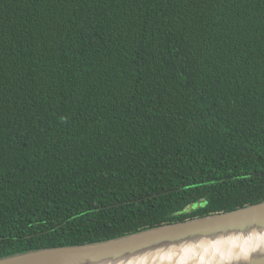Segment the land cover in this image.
Listing matches in <instances>:
<instances>
[{"label":"trees","instance_id":"16d2710c","mask_svg":"<svg viewBox=\"0 0 264 264\" xmlns=\"http://www.w3.org/2000/svg\"><path fill=\"white\" fill-rule=\"evenodd\" d=\"M261 201L264 0H0V258Z\"/></svg>","mask_w":264,"mask_h":264},{"label":"water","instance_id":"95a60500","mask_svg":"<svg viewBox=\"0 0 264 264\" xmlns=\"http://www.w3.org/2000/svg\"><path fill=\"white\" fill-rule=\"evenodd\" d=\"M237 238L239 246L223 244ZM188 257L192 264H264V201L116 238L33 249L0 264H186Z\"/></svg>","mask_w":264,"mask_h":264},{"label":"bare ground","instance_id":"6f19581e","mask_svg":"<svg viewBox=\"0 0 264 264\" xmlns=\"http://www.w3.org/2000/svg\"><path fill=\"white\" fill-rule=\"evenodd\" d=\"M241 242H242V240L237 238V239H232L231 241H225V242H223V244L227 245V244L233 243L232 245L235 244V245L239 246V243H241ZM206 245H210V243H207ZM248 249H249V247H246V250H248ZM185 261H186V264H192L193 263V257H188V258H186Z\"/></svg>","mask_w":264,"mask_h":264}]
</instances>
